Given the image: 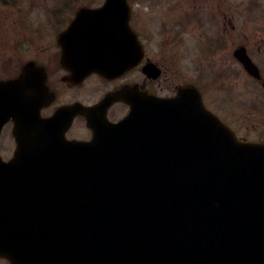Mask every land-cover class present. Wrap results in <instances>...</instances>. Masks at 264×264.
I'll return each mask as SVG.
<instances>
[{
	"label": "water",
	"instance_id": "obj_1",
	"mask_svg": "<svg viewBox=\"0 0 264 264\" xmlns=\"http://www.w3.org/2000/svg\"><path fill=\"white\" fill-rule=\"evenodd\" d=\"M106 66L82 70L121 72ZM43 93L26 73L0 84V131L12 119L18 142L0 159V258L264 264V146L238 143L200 100L184 112L182 95L154 121L134 112L104 140L68 143L40 119Z\"/></svg>",
	"mask_w": 264,
	"mask_h": 264
},
{
	"label": "flooded vegetation",
	"instance_id": "obj_2",
	"mask_svg": "<svg viewBox=\"0 0 264 264\" xmlns=\"http://www.w3.org/2000/svg\"><path fill=\"white\" fill-rule=\"evenodd\" d=\"M105 1L87 0L92 9L101 7ZM126 1L132 5L130 26L143 51L140 65L115 80L92 75L79 85L71 86L65 81L70 73L61 63L58 36L75 18L80 8L76 4L81 1L0 0V81L17 77L22 68L31 63L43 68L53 96L41 112L43 118H48L60 108L76 103L95 106L109 93L125 91L137 102L150 98L170 99L184 84L195 86L205 106H210L209 101L216 106L215 94L226 90L224 84L229 74L253 79L244 68L247 60L259 69L264 68V1L250 0L247 4H243L244 0ZM236 6L242 9L236 11ZM182 17L184 20L180 22ZM193 33L198 38L195 44L187 45V35ZM209 34H217L214 45L209 42ZM149 66L160 71L158 78L144 71ZM207 76L212 77V89L197 84ZM190 78L194 81H189ZM210 92L215 94L209 96ZM244 94V99L250 100L247 90ZM261 99L264 100V96ZM245 106L250 112H262L264 102L259 103L257 111H253L250 102ZM128 112L126 102H115L109 107L107 118L118 122ZM66 136L69 140L89 141L93 132L87 127L86 119L77 116Z\"/></svg>",
	"mask_w": 264,
	"mask_h": 264
},
{
	"label": "rangeland",
	"instance_id": "obj_3",
	"mask_svg": "<svg viewBox=\"0 0 264 264\" xmlns=\"http://www.w3.org/2000/svg\"><path fill=\"white\" fill-rule=\"evenodd\" d=\"M228 1H231V0H228ZM237 1H242V0H237ZM260 1L263 2L264 0H260ZM249 2L250 0H244L243 4H247ZM146 4L147 2L145 3V5ZM236 7H237L236 11L242 9V8H239L238 6ZM246 9L247 11L252 10V8H246ZM183 20H184L183 17L180 18V22ZM240 26L241 24H239V27ZM248 32H251V31H248ZM194 34L195 33L187 37V40H186L187 45H189V43L191 42L195 44V41L197 40L198 37L195 36ZM208 39L211 45H214L215 41L217 40V34H209ZM202 69H203V73H205L206 66H204ZM261 72L264 76V68H261ZM232 80L234 79H230L228 82L230 83ZM197 84L200 85L202 88H205L208 86L212 87L213 86L212 77L211 76L204 77L203 81L201 80L197 82ZM240 84H241L240 79L235 78L233 83H231V86L233 87V85H235V88L239 91ZM254 84L250 85L251 98L249 100L253 104L257 101L254 98V96L258 94V91L256 90V86ZM261 90L263 91V93L261 94L262 96H264V89H261ZM230 92H231V89H229L228 93ZM214 94H215L214 92H210L208 95L213 96ZM217 95L220 96L219 93ZM224 97L228 98L227 95H224ZM229 97L231 98V95H229ZM236 101L239 103L240 109L237 107L236 113H233V114L230 113L231 112L230 107H234V105L229 100L224 99L222 97H219V100H218L220 108L213 106L212 103L210 104V101H209L210 106L206 104V108L210 110L211 112H213L216 116H218L224 123L225 121H227L229 126H231V128L236 132L237 136L241 138L242 140L253 142V143L254 142L256 143L264 142V109H262V112L260 111L250 112L251 111L250 108L249 107L247 108V106H245L246 101L243 98V95L237 96ZM235 105L237 106V103H235ZM223 107H225V109H223ZM228 111H229V114H228ZM219 114H221L222 116H220ZM9 128L10 127H8V132H6L3 137L2 148L4 149V151H6L9 148L10 144L13 145V141H12L11 134L9 132Z\"/></svg>",
	"mask_w": 264,
	"mask_h": 264
}]
</instances>
